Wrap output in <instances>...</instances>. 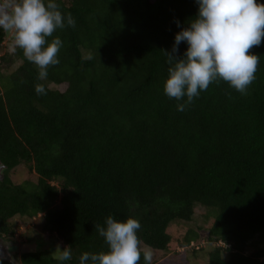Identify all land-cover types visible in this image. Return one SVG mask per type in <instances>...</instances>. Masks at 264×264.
<instances>
[{
    "label": "trees",
    "instance_id": "1",
    "mask_svg": "<svg viewBox=\"0 0 264 264\" xmlns=\"http://www.w3.org/2000/svg\"><path fill=\"white\" fill-rule=\"evenodd\" d=\"M55 2L75 27L48 38L62 47L45 80L22 49L3 53L0 29V238L14 239L15 218L41 217V231L71 251L67 261L26 251L20 264L107 252L95 224L109 215L140 222L139 264L144 248L173 243L197 257L202 239L208 264H264V38L249 51L259 63L247 95L220 80L178 111L164 92L163 50L198 14L197 0ZM198 208L214 214L205 238L189 230L174 239L170 226L194 222Z\"/></svg>",
    "mask_w": 264,
    "mask_h": 264
},
{
    "label": "clouds",
    "instance_id": "2",
    "mask_svg": "<svg viewBox=\"0 0 264 264\" xmlns=\"http://www.w3.org/2000/svg\"><path fill=\"white\" fill-rule=\"evenodd\" d=\"M197 3L198 14L175 35L171 51L163 50L169 65L164 92L178 102V111H184L201 91L220 80L247 95L259 63V56L249 51L264 38V3L257 0H197ZM66 24L75 27V20L71 13L65 17L55 0H0V29L14 34V49H22L24 57L38 67L39 80L47 78L49 66L59 63L57 54L62 41L56 37L49 42L48 38ZM182 42L188 47L180 55ZM35 90L38 95L46 94L43 84H36ZM140 228V222L133 217L118 221L109 215L103 225L95 224L108 251L85 252L79 257V264H139ZM54 259L70 260V248H58ZM143 259L145 264H151L150 248L143 249Z\"/></svg>",
    "mask_w": 264,
    "mask_h": 264
},
{
    "label": "rangeland",
    "instance_id": "3",
    "mask_svg": "<svg viewBox=\"0 0 264 264\" xmlns=\"http://www.w3.org/2000/svg\"><path fill=\"white\" fill-rule=\"evenodd\" d=\"M4 47L3 53L6 51L12 52L14 50V34L12 32H8ZM25 176L23 173L20 176L16 174L15 176H12V179L14 181H22V177L23 180L26 179ZM208 214V210L198 208L194 222L188 224H173L170 226L169 232L174 239H179L186 235L189 230L200 232L203 238H205L207 233L206 228L210 226L212 221L211 218L214 215L213 214L210 219H207L206 217ZM40 218L41 217H38L33 221L22 220L20 218H15L13 220V223L18 225L19 229L14 239H5L6 243L3 244L6 248L8 259L12 264H20V256L26 251H42L54 255L58 248L61 249L60 243L62 242H58L56 239L51 238L47 233L41 231L39 224L42 220ZM195 246H198L200 249L204 248L206 251L201 252L196 257L193 255L192 247L182 248L176 245V243H173L170 247L171 250L167 252H157L152 250V261L160 264L161 261H167L169 259L173 264H208L209 259L207 250L209 245H207L205 239H202L200 244H196ZM197 259L200 261L196 263Z\"/></svg>",
    "mask_w": 264,
    "mask_h": 264
},
{
    "label": "water",
    "instance_id": "4",
    "mask_svg": "<svg viewBox=\"0 0 264 264\" xmlns=\"http://www.w3.org/2000/svg\"><path fill=\"white\" fill-rule=\"evenodd\" d=\"M5 169H6V167L0 162V181H3V179H4V170ZM4 243H6L5 239L0 238V260L9 261L8 256H7V252H6V248L3 245Z\"/></svg>",
    "mask_w": 264,
    "mask_h": 264
}]
</instances>
